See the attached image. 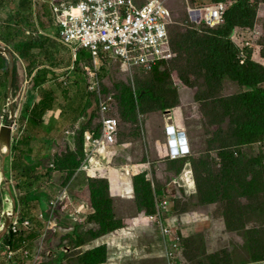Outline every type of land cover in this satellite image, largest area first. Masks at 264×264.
I'll list each match as a JSON object with an SVG mask.
<instances>
[{
    "label": "rangeland",
    "instance_id": "374dc122",
    "mask_svg": "<svg viewBox=\"0 0 264 264\" xmlns=\"http://www.w3.org/2000/svg\"><path fill=\"white\" fill-rule=\"evenodd\" d=\"M163 1L172 16V24L167 33L173 55L157 66L161 81H154L153 69L130 70L119 62L109 61L103 64L97 73L100 86V96L97 97L89 90L92 79L88 77L87 68L84 67L91 64L90 54L79 53L78 60L74 63L69 47L46 36L33 37L37 31H52L58 36L57 28L51 24L52 12L48 2L42 0L34 3V11L31 7L28 17L25 12L19 11L18 0H0V32L3 34L0 46L10 51L14 59L18 60L11 92L13 111L7 107L5 88V98L0 100V127L2 128L3 124H16L17 129L22 130V134H16L14 128L12 130L11 146L15 147V150H11L10 156L6 158L5 176L13 190L15 213L21 217H29L32 223L31 231L15 235L19 240L13 250H18L9 258L4 244L7 233L2 236L0 264H55V258L47 254L48 250L63 256V264H89V261L90 264H163L164 242L158 227L145 221L138 223L135 218L140 214L146 216L147 212L153 210V206L150 209L146 206L148 196L142 195L140 199L143 208L137 206L133 198L120 194L119 169L131 174L132 187L135 188L138 184L136 176L143 174L138 169L141 163L152 191L161 189L165 180L179 173L185 166L192 170L194 189L184 191L180 188L179 195L175 196H179L178 204H174L172 208L173 214L183 212L189 216V221H183L187 226L182 225L176 218V223L165 219L166 225L174 231V236L178 237L173 249L179 264H217L215 258L214 262L210 260L217 256L218 252L231 254L233 264L247 263L257 251H262L264 258V209H258L256 215L247 216L245 221L240 216L242 211L256 208L251 204L256 193L248 198L241 196L254 191L253 178H258L259 184L256 188H261L258 192L262 196H259L258 200H262L264 196V138L255 135L250 138L249 144H245L235 137L240 129L246 126L250 112L258 121L264 118V101L257 104L253 100L245 104L242 99L251 92L250 87H244L224 75L217 76L215 65L207 64L209 54H214L208 50L212 43L208 41L205 47L201 45L209 37H216L214 31L219 32L222 26L208 29L202 24H190L185 0ZM142 2L137 0L138 4ZM206 2L210 0L188 1V5L198 7L200 3ZM241 16L237 23L244 21L246 25L253 26L249 29L237 27L236 31L240 32V36L234 38V43L240 46L245 41L250 44H256L258 41L264 46V2L248 0L247 4L244 3ZM9 29L17 34L6 38ZM39 39L42 47L34 52L32 57L30 54V57L36 59V67L45 65L43 69L52 70L56 74V79L46 83L44 91H51L52 99H58V120H69L67 126H77L76 135L68 144L59 132L60 134L53 137L57 150H53L51 137V143L47 147L41 146L38 149L40 156L37 154L33 161L27 157L12 161V156L16 155L18 158L22 148L26 150L31 146V135H38L31 130L29 120L26 125L29 118L24 115L26 103L33 104L36 101L33 97L35 95L40 98L46 96L45 92H35L37 87L31 80L32 75L24 67L27 61L21 64L16 46ZM43 43H47V47ZM214 49L219 52L216 55L218 60L228 55L224 52L222 44ZM7 57L10 60L8 54ZM237 62L239 64L238 60ZM49 65L53 69L47 68ZM256 72L264 75V68L257 67ZM256 72L250 69L249 82ZM4 77L5 74L3 80ZM50 86L54 88L49 89ZM125 87L133 92L139 89L147 94L148 105H142L140 102L129 105L130 95L126 92L123 96L124 106L120 108L121 96L118 94L121 90L124 91ZM260 87L264 89V82ZM102 100L107 101L112 114H117L120 120L118 144L109 149H117L119 155L100 158L110 164L108 167L107 163L101 162V166L105 164V168L101 169L105 176L100 173L97 162L84 160V143L82 138L79 139L78 133L81 127L88 126L99 135L98 103ZM129 106L136 108L131 118L126 117ZM140 107L146 109L142 111ZM151 113L152 116L149 115ZM75 116H81L76 123L71 119ZM123 118L132 121H125ZM21 122L27 126L28 131L19 127ZM167 129L169 132L179 131L183 134L188 153L174 158L170 155L173 154V149L168 150L167 147ZM44 132L45 129H41V135L45 134ZM41 135H38L40 139ZM169 139L168 137V141ZM40 142L41 140H36L32 145L37 147ZM157 144H162V150ZM5 149L6 146L4 152ZM189 158L194 160L196 169L192 168ZM203 159L207 161L210 172H205L202 168ZM74 162L76 165L73 167L71 163ZM134 163L136 170L129 169V165ZM82 165L84 170H81ZM22 176H27V179L22 180ZM0 181L5 186L2 176ZM123 181L129 188V179L125 180L123 177ZM1 188L0 218L3 210ZM214 188H218L219 193H210ZM62 192H67L71 198H84L90 203L92 200L97 211L91 221L88 219V222L83 224L84 227H77L76 224L77 228L70 230L71 233L68 234L65 233L73 223L66 218L53 217V222L59 225L48 230V236L41 241L40 253L34 258L30 254L34 253L45 228L44 223L36 219L37 204L39 200L44 199L47 204L53 196H60ZM160 195L161 192L154 194L156 197ZM154 196L151 193V199ZM4 198L6 203H10V195L4 193ZM93 209L95 212L94 207ZM100 211L104 212L101 216ZM154 212L155 209L152 213ZM245 222L249 226L255 225L254 230L259 231L258 245L250 244L251 235H245L247 231L242 230ZM33 239L36 241L32 242ZM25 249L28 253L23 257L22 251ZM58 259L59 257L56 260ZM261 263L264 264V261Z\"/></svg>",
    "mask_w": 264,
    "mask_h": 264
},
{
    "label": "built area",
    "instance_id": "2783aa9c",
    "mask_svg": "<svg viewBox=\"0 0 264 264\" xmlns=\"http://www.w3.org/2000/svg\"><path fill=\"white\" fill-rule=\"evenodd\" d=\"M46 2L52 12L51 23L58 30V36L54 39L69 47L74 61L82 51L90 54L91 64L84 67L92 79L89 90L97 97L100 96L97 73L103 62L119 60L129 69L136 67L147 70L157 61L169 56L166 26L170 23V16L162 0H145L141 4H138L137 0H46ZM223 10L222 4L203 8L205 23L214 26L221 22ZM188 11L191 16L196 14L195 9L188 8ZM99 114L97 121L99 135L96 136L92 129L85 134V151L88 153L89 161H93L97 154L108 151L118 138L119 121L111 113L107 101L99 102ZM12 127L17 129L18 126L13 124ZM62 134L73 136L74 132L66 129ZM62 193L48 201L47 215L42 211L36 215L38 220L44 223L45 228L41 232L34 253L30 254L34 258L38 257L41 241L48 236V230L59 225L53 222V217L69 218L73 223L72 227L86 219V205L77 198H71L67 192ZM169 205L168 195L161 197L156 201V211L151 215H143L141 220L158 227L163 237L166 264H177L173 247L178 237L174 236V231L163 221ZM31 228L29 217H21L15 213L6 233L8 237L10 234H25L31 231ZM34 239L32 242L36 241ZM5 247L7 258L18 250L10 249L8 244H5ZM27 253L26 249L23 250V257H26ZM47 254L49 255V252Z\"/></svg>",
    "mask_w": 264,
    "mask_h": 264
},
{
    "label": "trees",
    "instance_id": "16d2710c",
    "mask_svg": "<svg viewBox=\"0 0 264 264\" xmlns=\"http://www.w3.org/2000/svg\"><path fill=\"white\" fill-rule=\"evenodd\" d=\"M145 1V0H142ZM193 1V0H192ZM213 2L215 1H219V0H211ZM262 2H264V0H261ZM248 0H234V3L227 9V11L224 14V21L222 23V29H220L219 32L214 31V33H216V37H209L202 45L201 47H205V45L208 43V41H211L212 46L210 45V47L208 48V50H211L212 52H214V54H209V56L207 57V64L213 66L215 65V74L217 76H221L224 75L230 79L236 80L238 81L241 85L245 86H249L251 92L246 94L244 96V98L242 99V101L247 104L248 101H256L257 104H259L261 101H264V89L261 88V84L264 82V75H261L260 73L256 72L257 67H261L264 68V46L262 44H260L258 42L257 45V50H256V56L258 58V62H256L253 59H250V54L248 55L246 61L242 64L239 65L236 59V48L234 47V45H231V42L228 38V35L230 33H232L233 31L236 30L237 27H244L246 29L251 28L252 26L250 25H246L244 21H242V23H237V20L240 19L241 16V10L244 9V3L247 4ZM31 7V1L30 0H18V9L19 11H23V12H27L29 11ZM242 18V16H241ZM172 24V23H171ZM6 38L7 37H14L17 33L16 31H13L11 29H9L6 32ZM192 35H194V33H192ZM0 38H3V34L2 32H0ZM225 38V39H224ZM220 44H222V46L224 47V52L227 53L228 55L225 56L224 59L217 58V54L219 53L217 50L214 49V47L219 46ZM32 47H35L37 49H39V46L37 45V47L31 46V50ZM200 47V48H201ZM232 49V51H231ZM30 50V51H31ZM82 53H84L82 51ZM33 54V53H30ZM78 60V59H77ZM77 62V61H75ZM160 63H163L160 62ZM0 66H2L5 70V78H6V82L8 79V74H7V67H8V63L7 60L5 59V57H3V55L0 54ZM250 69H253L256 72V75L252 76V80L251 82H249L248 80V75H249V71ZM154 74H155V82H159L161 81V77L160 74H158L157 71V67L153 68ZM30 74L32 73V70L29 71ZM54 72L48 70V69H44V71L39 70L37 72V74L34 76L35 82L37 84H44L46 82L52 81L55 77ZM6 85V84H5ZM128 93L130 95V99L128 100L129 105L130 104H134L136 102H140L142 105L147 106L149 101L146 98L147 94L142 93L141 90L137 89L136 92H133L130 88L125 87L124 91L121 90V93L119 92L118 96H121L120 101V108H122L124 106V100H123V96L124 93ZM146 98V99H145ZM52 108V103L50 101V99L45 98L43 100H41L40 102H38L37 105H35L33 108L30 109V118L28 119L30 122L32 123H36V118L39 115H42L44 112H46L48 109ZM136 108H132L129 106L128 108V113L126 114L127 118H131V114H133L135 112ZM139 109H141L142 111H144L146 108L144 107H140ZM161 109V108H159ZM151 112V111H150ZM136 115V113H135ZM125 121H132L129 119H125L123 118ZM120 127V126H119ZM88 128V126H83L82 129L80 130V138H82V134L83 132ZM243 131V132H242ZM242 133V134H241ZM79 135V134H78ZM119 135V133H118ZM255 135H260L262 136V138H264V118L261 120H257L256 118H253V114L250 112L249 115V120L246 124V126L244 128H241L239 133H237V135H235V137L237 136V140H239V142L241 143H245V144H249L250 143V138L252 136ZM78 139V140H79ZM83 140V138H82ZM79 142V141H78ZM79 145V144H78ZM11 150H15V147L12 146ZM182 159V158H180ZM189 161L191 163V166L193 169H196V164L194 162L193 159L189 158ZM185 162V158L183 163ZM71 165L74 167L76 165V163H71ZM201 165L202 168L204 169L205 172H210V168L207 164L206 160H202L201 161ZM129 178L125 177V180H128ZM135 180H138V184L137 186L134 188L135 189V196H134V202L136 201V205L143 207V203L141 202V197L142 195L148 196L149 200L148 203L146 204V206H149L148 209L151 208V206H153V210H151L149 213H152L155 209V204H154V197H152L151 199V193L154 194H158L160 193V188H156V190L152 191V188L150 186V183L148 182V180L145 177V172H143V174L136 176ZM134 180V181H135ZM253 186H254V191L250 192L248 194L245 195H241L244 198H248L251 195L256 193V197L252 200L251 204L252 206L256 207L255 209H249V210H244L241 212L240 216L242 218L243 221H245L246 218L254 216L258 213V209H264V205L262 204V200H258L259 196H262L258 191L261 190V188H256V186L259 184L258 178H253ZM218 188H214L210 190V193H219L217 192ZM176 195H179V193H176ZM178 199L179 196L177 198H175V203L174 204H178ZM86 203L89 205H93V207L95 208V212L92 214H88L87 218L85 219V222H88V219H93L95 213H96V207L94 206V202L91 200V203L89 201H87L85 199ZM223 201H225V198H223ZM264 201V200H263ZM153 202V204H152ZM104 212L100 211V216L103 214ZM99 214V213H98ZM248 216V217H247ZM91 221V220H90ZM77 227H84L83 225L77 226ZM76 227V228H77ZM75 228V229H76ZM255 225L253 226H249L246 222L244 225H242V230L243 231H247L246 234H250L251 235V240H250V244H256L258 245L259 243V239H258V232L259 231H255L254 230ZM71 232H67L65 234H68ZM6 235V234H5ZM6 238L4 239V244H8L10 246V249H15L17 247L18 244V240L15 238L14 234H10L9 237L6 235ZM180 245V242H178ZM182 245V244H181ZM180 245V246H181ZM218 255L213 256V258L210 260V262H214V258L217 261V264H233L232 262V255L228 254L227 252H218ZM60 257V256H59ZM165 258V257H164ZM264 261L263 258V252L262 251H257V254L254 255L251 259L247 260V264L248 262H251L250 264H254V263H261ZM91 263V261H89V264ZM93 264H96L95 262ZM163 264H166V259H164ZM179 264V261H178ZM245 264V263H243Z\"/></svg>",
    "mask_w": 264,
    "mask_h": 264
},
{
    "label": "clouds",
    "instance_id": "9594fccd",
    "mask_svg": "<svg viewBox=\"0 0 264 264\" xmlns=\"http://www.w3.org/2000/svg\"><path fill=\"white\" fill-rule=\"evenodd\" d=\"M188 1H192V0H185V2L187 4L186 12H187V17H188V22H190V24H194L195 26L196 25H199V24H202V25H204L208 29H215V28L220 27L222 25L223 21H224V14H225V12L234 3V0H219V1H215V2H213V1L210 0V2L200 3L199 4L200 6H198V7H190L188 5ZM163 4H164V1H163ZM217 4H222L223 7H224V10H223V13H222L221 22L217 23L214 26H209L204 21L205 12L203 11V8H209V7L212 8L213 6H215ZM165 8H166V6H165ZM188 8L189 9H195L196 10V14L194 16H191L189 14ZM168 12H169V10H168ZM169 16H170V23L166 26V32L168 31V27L172 23V16H171V13L170 12H169ZM258 16H260V13L258 14ZM238 36H240V32H238V31L235 30V31H233L230 34L229 40H230L231 44H233L234 47L236 48V59L239 61V65H242L246 61V59H247V57H248L249 54H250V59H252V57L254 55L253 52L254 51L256 52V50H257L258 41L256 42V44H250L248 41H245L242 45L238 46L233 41L234 38L235 37H238ZM167 43H168V46L167 47H168V51H169V56L168 57L162 58L161 60L157 61L154 65H152L150 67V69L145 70V69H140V68L134 67V68H131L130 70L137 69V70H140V71H151L153 68L157 67L160 64V62H162V61H163V63L166 62V60L167 59H170L172 57V55H173L172 52H171V49H170V45H169V36H168V33H167ZM245 43H247V44H245ZM240 52L242 53V57H240ZM241 60H242V63H240ZM75 61H73V62L75 63ZM107 62H109V61H107ZM107 62L105 61V62H103V64H105ZM116 62H119V60L116 61ZM119 63L121 64V62H119ZM127 69H129V68H127ZM87 73H88V71H87ZM99 88H100V86H99ZM163 112L166 114L165 111H163ZM111 113H112V111H111ZM98 115L100 117V114H99V103H98ZM113 115L118 119L119 126H120V120H119L117 114H113ZM149 115L152 116V113L149 114ZM152 126L153 125H151V127ZM73 127H75V128H73ZM73 127H70L68 129V130H72L74 132V135L73 136H70V135L67 136L69 140L72 137H75V135H76L77 126H73ZM153 127H155V126H153ZM81 129H82V127L80 128V130ZM90 129L91 128H87L83 132V134H82L83 143H84V149H85V134L86 133H89L91 131ZM92 130H94V129H92ZM167 131H168V129H167ZM165 132H166V130H165ZM176 132L177 133H172L171 135H168L167 132H166V135L170 138L169 141H168V137H167V147H168V150H169L170 147L171 148H176V152H175L176 154L175 155L171 154L170 151H169L170 155L173 156V158L176 157V156H180L181 154L184 155V154L188 153V148H187L186 140H185L183 134L181 132H179V131H176ZM95 135L98 136V134H95ZM62 136H64V135L62 134ZM64 137H62V138H64ZM118 137H119V135H118ZM172 137H173V139H172ZM180 137H181V139H180ZM117 144H118V138H117L116 143L114 145H112V146H116ZM85 154H86L85 155L86 156V159L85 160H88L89 161V159H88L89 156H88V153L86 151H85ZM116 155H119V153H118V150L117 149H114V151H110V150L103 151V154H99V155L97 154L96 156H94V160L93 161L94 162H97L96 164L98 165L99 171H100V173L102 175L105 176V173H103L102 170H101L103 168V166H101V164H102L101 162H103V161L100 160V159H97V156H107V157H111V156H116ZM103 163H107V166L108 167L110 166V164L108 162H103ZM141 164L138 166V169H140L141 172H144L143 171V167H142ZM48 166L49 167H52L53 165L48 164ZM81 168L84 169L83 168V165H82ZM136 168H137L136 163L129 165V169L136 170ZM124 177L129 178L130 187L129 188L126 187V184L124 183V181L122 179L121 182H120V184H121L120 194L121 195L125 194L126 196H128L130 198H134V196H135V189H134V187H132V182H133L132 181V176H131V174H126L124 172ZM145 177H146V173H145ZM180 188H182L184 191H191L192 189H194V180H193V176H192V170H191L190 167H187L186 168V166H185V168L182 169L179 173L173 174L167 180H165L164 183H163V187L160 189V192H161L162 195H160V197L154 196L155 211H156V201L159 200V199H161V197L166 196V195H168V197H169V201H170L169 209L164 214V217H163L164 218L163 221H164V224L165 225H166L165 219L169 218L170 216H173V217H175L177 219V216L179 215V213L178 214H173L172 213V208H173L174 203H175L176 193H179V189ZM80 201H82L86 205V209H87L86 218H87V215L93 213L94 212V209H93V207L91 205H89V204L86 203V201H85L84 198H81ZM89 208H91L90 211L88 210ZM147 214L148 215H151L153 213H148L147 212ZM143 215L144 214H140L137 217H135L138 223L139 222H144V221L141 220L143 218ZM68 220H69V218H68ZM83 224H85V221L83 223H80V224H77V225L80 226V225H83ZM74 228H76V227L75 226L74 227H71L67 232H69L70 230H73ZM177 264H178V260H177Z\"/></svg>",
    "mask_w": 264,
    "mask_h": 264
},
{
    "label": "crops",
    "instance_id": "0c3cea01",
    "mask_svg": "<svg viewBox=\"0 0 264 264\" xmlns=\"http://www.w3.org/2000/svg\"><path fill=\"white\" fill-rule=\"evenodd\" d=\"M31 1V7H32V9H33V11H34V8L35 7H33V4L34 3H38V1H41V0H30ZM31 7H30V9H31ZM29 9V10H30ZM36 11V10H35ZM25 14H27L28 15V17L30 16V11H28V12H26ZM33 16H35V12L33 13ZM52 24V26L53 27H55L54 25H53V23H51ZM39 28V27H38ZM44 32V31H43ZM48 33H40L39 31H37V32H35L34 34H33V37H40V36H46L47 38H50V39H53V40H55L54 38H57V36H55V34H54V32H52V31H47ZM31 36V35H30ZM50 39H46V40H50ZM52 43H54L53 41H52ZM44 44V43H43ZM36 46L37 47V45L39 46V48H41L42 47V43H41V41H40V39L39 40H34V41H27V42H25V43H20L19 45H17L16 46V48H17V51H18V53H17V55H18V58H19V61H21V64L23 65L24 63H25V61H27V63L26 64H24V67L26 68V71H30V70H32V73H31V75H32V77H31V80H32V82L34 83V86H36L37 87V91H35L36 93L39 91V92H45L44 90V86L46 85V83H48V82H46V83H44V84H37L36 82H35V79H34V76L37 74V72L39 71V70H44L43 69V67H45V65H43V66H38V67H36L35 66V63H34V61H36V59L35 58H33V59H31V57H32V55L34 54V52H36V51H39V49H38V47H37V49L35 48V47H32V50H31V46ZM46 47H47V43H45L44 44ZM31 50V51H30ZM14 53V55L16 56V54H15V52H13ZM30 53H33V54H31V57H30ZM254 53V55H253V57H252V59L253 60H255L256 62H258L257 60H258V58H257V56H256V52L254 51L253 52ZM1 55H3V57H5V59L7 60V63H8V67H7V74H8V77H9V59H8V57H7V54H4V53H0ZM12 54V53H11ZM13 56V55H12ZM15 60V59H14ZM16 61H18L17 59L15 60V65H16ZM24 62V63H23ZM50 66V65H49ZM47 67V68H50V69H53V67ZM15 69H16V67H14V72H15ZM49 70V69H48ZM50 71H52V70H50ZM30 73V72H29ZM5 74V70H4V68L2 67V66H0V100H3L4 98H5V88L6 89H8V79H7V82H6V78L4 77V80H3V75ZM55 74V73H54ZM6 76V75H5ZM55 78L54 79H56V74H55V76H54ZM53 79V80H54ZM50 82V81H49ZM51 83V82H50ZM6 84V85H5ZM16 88V87H15ZM51 88H54V86H50L49 87V89H51ZM16 91H17V88H16ZM45 97H42L41 96V98L39 97V95H35V96H33V97H35L36 98V101L33 103V104H30V103H26V105L27 106H25L26 107V111L24 112V115H27V117H29L30 118V109L31 108H33L35 105H37L38 104V102H40L41 100H43V99H45V98H48V99H50V101H51V103H52V108H50V109H48L46 112H44L42 115H38L37 116V118H36V123H32V122H30L31 123V130H33L36 134H38V135H41V129L43 130V129H45V131L46 132H44L45 134H42L40 137H41V139L39 138V136L38 135H35V134H32L31 135V137H30V147H27L26 148V150H24L23 148H22V150H21V153H20V155L18 156V158H16V155H14V156H12V161H16V160H18V159H20V157L21 158H25V157H27L28 159H31L32 158V161H33V158H35V156L38 154V156H40V153H38V149L41 147V146H43V145H45V147H47L50 143H51V140H52V142H53V146H54V148H53V150H57V145H55L54 143V141H53V137L54 136H56L57 134H60L59 132H61V134H62V132L64 131V130H66V129H69L70 128V126H67L69 123H68V121L69 120H65V121H63L62 120V118H60L59 120H58V118L60 117V115H59V113H58V110H56V108H57V106H58V104H59V101H58V99L57 100H53L52 99V97H53V95L51 96V91H49V92H45ZM59 98V97H58ZM84 111H82V113H83ZM80 117L81 116H79V117H73V118H71L72 119V121L74 120L75 121V123L80 119ZM28 118V119H29ZM28 119H27V121H26V125H27V123H28ZM40 121H42V123H39ZM75 123L73 124V125H75ZM25 124L23 125V123L21 122V124H19V127H22L23 128V131H28V129H27V126H26ZM72 125V126H73ZM65 126H67V127H65ZM146 126V125H145ZM14 132L17 134H19V133H21L22 134V130L21 129H15L14 128ZM13 135V134H12ZM52 137V138H51ZM62 137H64V136H62L61 135V138ZM47 138H49V140H47ZM50 138H51V140H50ZM64 139H65V141L68 143V144H70L71 143V141H69V139H68V137L67 136H65L64 137ZM36 140H41V142H40V145L39 146H35V145H32V143L33 142H35ZM55 140V139H54ZM50 141V142H49ZM75 141H76V138H75ZM72 142H73V139H72ZM74 143V142H73ZM83 144V143H82ZM156 144V143H155ZM74 145V144H73ZM157 146H158V148H161V150H162V148H163V146H162V144L161 145H158L157 144ZM33 147V148H32ZM83 147H84V145H83ZM52 149H50V151H53ZM35 151V152H34ZM112 151H114V150H112ZM22 152L24 153V154H22ZM17 153V152H16ZM34 153V154H33ZM16 158V159H15ZM101 158V156H97V159H100ZM84 160H85V158H84ZM23 161H25V160H23ZM26 162V161H25ZM22 163H24V162H21V164ZM83 163H86V162H83ZM12 166L14 167L15 165L12 163ZM81 166V165H80ZM124 166H126V165H124ZM53 167V166H52ZM104 168H105V164H104V166H103ZM17 170H18V168H17ZM81 170H84V169H82L81 168ZM123 177H124V172H123V169H119V179H118V181H121L122 179H123ZM22 178V180L24 179V180H26L27 179V176L26 177H21ZM121 185V184H120ZM2 189H3V191H4V193L5 194H8L9 195V193L7 192V189L3 186L2 187ZM47 205H48V203L46 204V202H45V199L44 200H39V202H38V204H37V207L36 208H38L36 211H38L37 213H39V212H44V214L45 215H47V211H46V209H47ZM33 214V213H32ZM189 216L187 215L186 216V213H179V215L177 216V221H180L181 222V224L182 225H184V226H187L186 224L187 223H183V221H189ZM36 219H38L37 218V216H36ZM167 219H170V220H172L173 222H175V217H173V216H170L169 218H167ZM43 223V222H42ZM176 223V222H175ZM47 252H49V255L50 256H53L54 258H55V264L56 263H58V264H63V262H64V260L62 261V259H63V256H60L59 257V254L58 255H56L57 253L55 252V251H53V250H48ZM57 257H59V259L58 260H56L57 259ZM251 262H248V264H250ZM245 264H247V263H245Z\"/></svg>",
    "mask_w": 264,
    "mask_h": 264
},
{
    "label": "bare ground",
    "instance_id": "6f19581e",
    "mask_svg": "<svg viewBox=\"0 0 264 264\" xmlns=\"http://www.w3.org/2000/svg\"><path fill=\"white\" fill-rule=\"evenodd\" d=\"M0 53L8 54L9 57H10V60H9L8 89H7V107H10L11 111H13L14 105H13L12 98H11V92H12V83H13V80H14L15 60H14V57L11 55V52L8 51L7 49H5L4 47L0 46ZM13 128L14 127H12V126L11 127L10 126H4V131H3V133L1 134V137H0V141L2 143V144H0V158H1L0 159V177L2 176V178H3V182L5 184L4 187L7 189V192L9 193L10 198H11L12 194L10 193V191L8 189L9 182L8 183L6 182L5 179H7V178L4 175V172L6 170V166H5L6 158H7V155L9 153V148H8V144H7L8 135H9V138H10V141H11V135H12V132H13L12 131ZM167 133H169L168 135H171L172 133H175V132H169V129H168ZM172 139H173V137H172ZM180 139H181V137H180ZM4 146H6L5 152L3 151L4 150ZM171 149H173V155H175L176 154L175 153L176 152V148H171L170 147V150ZM1 187H3V184L0 181V188ZM1 191L3 193V195H2L3 210H2V214H1V218H0V236L3 234V232H4L5 228H6V224L8 223V221L10 220V217L13 214L12 199L9 200L10 203H6L5 198H4V191H3L2 188H1Z\"/></svg>",
    "mask_w": 264,
    "mask_h": 264
},
{
    "label": "water",
    "instance_id": "95a60500",
    "mask_svg": "<svg viewBox=\"0 0 264 264\" xmlns=\"http://www.w3.org/2000/svg\"><path fill=\"white\" fill-rule=\"evenodd\" d=\"M12 55V54H11ZM4 126H7L6 124H3V127L1 128L0 127V137H1V134L3 133V131H4ZM10 127L12 126V124L11 125H9ZM9 134V133H8ZM0 144H2L1 143V141H0ZM7 144H8V148H9V153H8V155L7 156H10V152H11V141H10V138H9V135H8V141H7ZM6 171V170H5ZM4 175H5V172H4ZM7 178V177H6ZM6 180V182L8 183L9 182V180L8 179H5ZM8 189H9V191H10V193L12 194L11 195V199H12V203H13V214H12V216L10 217V220L8 221V223L6 224V228H5V230H4V232H3V234L0 236V239L2 238V236L3 235H5V233H6V231H7V228H8V225H9V223H10V221H11V218L14 216V214H15V199H14V197H13V190H12V187H11V185H10V182H9V184H8ZM254 264H262V263H254Z\"/></svg>",
    "mask_w": 264,
    "mask_h": 264
}]
</instances>
